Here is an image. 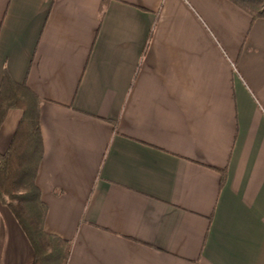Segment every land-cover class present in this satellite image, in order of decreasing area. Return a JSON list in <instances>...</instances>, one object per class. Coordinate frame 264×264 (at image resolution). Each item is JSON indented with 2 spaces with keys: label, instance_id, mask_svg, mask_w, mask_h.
Wrapping results in <instances>:
<instances>
[{
  "label": "crops",
  "instance_id": "crops-1",
  "mask_svg": "<svg viewBox=\"0 0 264 264\" xmlns=\"http://www.w3.org/2000/svg\"><path fill=\"white\" fill-rule=\"evenodd\" d=\"M5 73L41 100L36 182L66 264H264V19L230 0H0ZM34 259L0 201V264Z\"/></svg>",
  "mask_w": 264,
  "mask_h": 264
},
{
  "label": "trees",
  "instance_id": "trees-1",
  "mask_svg": "<svg viewBox=\"0 0 264 264\" xmlns=\"http://www.w3.org/2000/svg\"><path fill=\"white\" fill-rule=\"evenodd\" d=\"M230 1L254 20L264 19V0ZM40 106V98L26 84L5 73L0 87V127L13 109L21 110L23 116L7 151L0 155V201L28 237L35 253L33 264H66L71 243L46 232L48 207L36 182L44 153Z\"/></svg>",
  "mask_w": 264,
  "mask_h": 264
}]
</instances>
